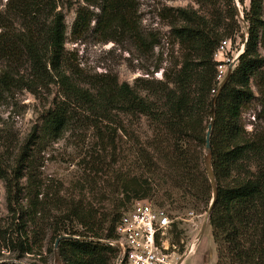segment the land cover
<instances>
[{
	"label": "trees",
	"instance_id": "1",
	"mask_svg": "<svg viewBox=\"0 0 264 264\" xmlns=\"http://www.w3.org/2000/svg\"><path fill=\"white\" fill-rule=\"evenodd\" d=\"M130 1L102 0L101 32L113 39L112 33L117 30L143 48L144 39L129 21ZM224 5L213 7L214 20L192 8L175 9L171 34L184 53L179 63L162 72L161 79L140 76L133 85L105 82L93 93L72 80L63 68L66 25L63 13L58 10V0H9L8 9L20 19L26 34L17 43L0 35V57L15 56L16 47L23 46L37 70L42 63L45 68L49 65L56 78L51 77L62 91L61 98L43 115L40 126H33L28 149L18 159L19 167L0 165L9 211L15 216L22 207L14 206L13 195L14 189L20 190L18 180L22 177L27 179L26 210L30 219L35 218L40 206L44 207L45 202L38 199L42 184L33 165V153L37 150H30V146L59 138L78 121L77 109L107 119L113 133H129L122 124L123 116H128L134 125L144 118L151 130L145 143L137 137L125 154L118 144L113 145L114 162L118 164L115 190L132 202L148 198L152 184L169 186L172 190L165 189L163 194L168 203L180 200L184 208L188 207L185 203H190L197 211L201 203L209 206L215 264H264V125L249 133L240 123V109L254 95L251 79L261 96L260 116L264 123V0H248V6L243 8L242 19L247 29L245 49L220 88L214 52L221 40L240 29L234 1L225 0ZM92 18L88 9H77L71 26L75 39L90 29ZM41 31L45 35L43 42L37 40ZM212 116L210 166L216 194L210 205L213 185L206 173L204 155ZM92 121L90 125L103 140L106 132L97 126L96 120ZM121 159L127 165L124 175L120 170ZM25 169L26 174H22ZM176 190L177 198L173 196ZM154 203L164 207L161 202ZM122 206L115 200L108 211H103L83 199L67 202L64 219L81 229L72 225L58 234L72 236L58 243L63 264H112L116 249L105 241L115 237V223L125 210H119ZM178 235L176 229L175 241L179 243Z\"/></svg>",
	"mask_w": 264,
	"mask_h": 264
},
{
	"label": "rangeland",
	"instance_id": "2",
	"mask_svg": "<svg viewBox=\"0 0 264 264\" xmlns=\"http://www.w3.org/2000/svg\"><path fill=\"white\" fill-rule=\"evenodd\" d=\"M91 1L88 4L84 0H58V10L63 13L66 25L63 68L72 80L93 93L105 82H127L133 85L140 76L161 79L164 70L180 62L184 50L171 34L170 26L176 8H192L199 15L214 20L213 7H225V0H215L212 3L208 0H131L129 21L145 41V46L139 48L129 35L117 30L112 33L113 39L104 35L101 32L104 23L101 18L102 0ZM236 1L240 10V15L237 14L240 29L226 38L231 44L226 48L224 56L219 57L220 61H216L217 65L219 62L222 64L223 70L222 77L217 78L218 86L247 38L246 25L241 15L243 16V8L248 6V0ZM8 2L9 0H0V35L5 40L7 38L17 43L25 37L26 30L20 19L8 9ZM80 7L92 12L93 18L90 29L75 39L71 34V26ZM44 39V32L41 31L37 40L43 42ZM153 42L154 45L151 46ZM15 50V56L0 57V165L10 168L19 167L18 159L28 149L29 134L33 126H40L43 115L62 96L61 87L51 77L56 78L49 65L46 64L45 68L42 63L37 70L23 46L19 45ZM236 64L237 61L233 67ZM216 68L218 70L217 66ZM250 84L254 95L240 109V123L249 133L264 125L260 116V93L252 79ZM140 92L145 93L142 90ZM214 109L213 106L212 110ZM75 114L78 121L59 138L30 146V150H37L33 153V165L39 183L42 184L38 199L45 202L44 207L38 208L33 220L26 210L29 198L25 188L26 177L18 180L20 190L16 188L13 191L14 206L17 208L20 204L23 209L20 208L15 216L8 209L6 183L0 178V262L63 264L59 247H54L58 234L63 228H70L72 225L81 229L79 225L64 219L67 202L71 199H83L90 202L96 210L103 211H108L115 200L123 203L120 211L129 206L131 200H125L123 193L115 190L118 164L114 162L113 145L118 144L125 154V149H129L137 137L141 143H145L151 137V130L145 119L141 118L140 123L134 125L128 116H123L122 124L129 132L123 134L120 131H110L112 124L107 119L92 116L82 109H77ZM92 120H96L97 126L106 132L103 140L98 136L96 128L90 125ZM212 121L213 116L210 117V122ZM132 129L136 131L132 132ZM210 159L211 156L206 157L205 153L204 166L208 177V169L212 171ZM120 162L123 166L120 170L124 175L127 165L122 159ZM22 174H26V169ZM152 185L153 189L147 196L153 203H163L164 208L175 219L179 231L177 241L182 239L187 243L195 236L200 238L182 264H215L216 254L209 220L199 237L209 206L199 203L201 208L197 211L190 203H185L188 207L184 208V203L180 200L174 204L168 203L163 194L165 189L171 187ZM176 194L177 190L173 196L176 197Z\"/></svg>",
	"mask_w": 264,
	"mask_h": 264
},
{
	"label": "built area",
	"instance_id": "3",
	"mask_svg": "<svg viewBox=\"0 0 264 264\" xmlns=\"http://www.w3.org/2000/svg\"><path fill=\"white\" fill-rule=\"evenodd\" d=\"M230 44L229 39L220 41L213 55L215 61H220L219 57L224 56ZM217 67V78L220 79L222 64L219 62ZM208 220L209 213L205 216V222ZM176 225L170 213L151 199L133 200L115 223V237L105 241L116 249L112 264H182L199 238L195 236L187 243L182 239L176 242Z\"/></svg>",
	"mask_w": 264,
	"mask_h": 264
},
{
	"label": "water",
	"instance_id": "4",
	"mask_svg": "<svg viewBox=\"0 0 264 264\" xmlns=\"http://www.w3.org/2000/svg\"><path fill=\"white\" fill-rule=\"evenodd\" d=\"M234 7H235L237 13H239V15H240V10H239L238 3H237L236 0H234ZM241 17L243 18L242 15H241ZM246 40H247V38H246ZM246 40H245V43L243 45L242 51L240 53H242L244 51V49H245ZM240 53L236 56V58L234 59V61L229 65V67H228V73L225 76V78L223 79V81L221 82L220 88L223 86L225 80L227 79V77H228V75H229V73H230V71H231V69L233 67V64L238 60V56L240 55ZM214 100H215V98H214ZM214 100H213V104H214ZM211 133H212V122L209 123L208 128H207V131H206V138H205V140H206V143H205V153H206V157L209 156L210 153H211V143H210ZM205 164H206V167L208 168L207 158L205 159ZM208 174H209L210 180H211L212 185H213V195H212V199H211V202H210V205H212V203L214 201V198H215L216 189H215V186H214L213 173H212V171H209V169H208ZM205 226H206V222L203 224V226L201 228L199 237H201L202 232H203ZM68 237H72V236H69V235H66V234L58 236L56 238V240H55L54 247L55 248L58 247V243H59V240L60 239H62V238H68Z\"/></svg>",
	"mask_w": 264,
	"mask_h": 264
}]
</instances>
